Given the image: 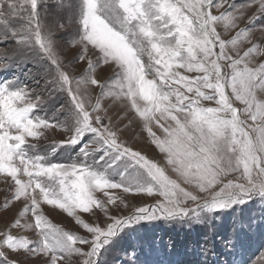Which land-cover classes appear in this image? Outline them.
<instances>
[{
    "label": "snow or ice",
    "instance_id": "snow-or-ice-1",
    "mask_svg": "<svg viewBox=\"0 0 264 264\" xmlns=\"http://www.w3.org/2000/svg\"><path fill=\"white\" fill-rule=\"evenodd\" d=\"M225 3L79 0L78 61L83 62L91 49L97 53L99 65L116 69L119 91L114 98L131 102L152 143L165 154L167 165L183 183L201 193L221 185L201 203L199 196L180 187L156 162L120 141L102 105L108 84L94 74L98 63L88 59L87 74L80 78L64 70L53 33L46 31L41 21L42 0H0V39L11 36L20 50L37 61H47L51 71L46 77L49 96L64 93L69 101L65 118L57 120L61 108L51 117L39 115L35 111L43 110L39 95L32 96V90L14 80L0 84V174L11 191L3 207L10 210L16 201L23 205L20 218L0 231V259L4 264H17L8 261V252L48 257L44 264H72L73 257L79 258L77 264H97L101 250L132 224L195 219L203 212L243 204L254 196L264 198V63L249 66L253 56L264 59V45L253 43L236 58L226 53L229 45L235 46L250 30L241 29L230 41L221 38L216 26L226 22L225 30L238 27L241 18L227 10L218 16L212 14L214 7L222 8ZM228 7L236 9L234 4ZM259 10L264 12V0H259ZM217 48L219 51L214 50ZM178 69L197 75L189 77ZM97 85L101 91L93 104L88 90ZM205 101L215 106H204ZM236 102L242 107L234 106ZM153 121L162 129L163 139L152 132ZM49 129L70 136L40 150L32 141H39ZM88 133L92 138L79 151L82 163L52 162L56 151L81 144ZM95 152L102 154L89 166L86 161ZM117 169L120 180L111 182L109 173ZM237 172L240 175L235 180L244 183L233 179L224 182L223 178ZM106 189L148 195L155 191L163 200L117 218L108 208L115 205L119 210L117 198L109 196ZM98 191L104 192L106 201L96 198ZM42 201L69 216L78 210L89 212L94 206L105 213V226H92L76 216L91 239L63 231L45 219L40 211ZM29 214L34 224H21ZM20 227L38 230V239L14 235L12 229ZM79 245H87L89 250ZM255 264H264V255Z\"/></svg>",
    "mask_w": 264,
    "mask_h": 264
},
{
    "label": "rangeland",
    "instance_id": "rangeland-1",
    "mask_svg": "<svg viewBox=\"0 0 264 264\" xmlns=\"http://www.w3.org/2000/svg\"><path fill=\"white\" fill-rule=\"evenodd\" d=\"M229 4L236 5V9L229 8ZM225 10L241 18L238 20V27L225 30L226 22L216 26L223 40L230 41L241 29L250 30L235 46L229 45L226 49L227 54L236 58L237 54L242 56L244 51L252 47L253 43L264 45V12L259 10V0H226L224 7L219 9L214 7L212 14L218 16ZM40 15L45 30L53 33L52 38L56 41L63 68L71 77L80 78L87 74L88 59L98 63L94 74L101 83L108 84L104 90L106 94L102 99V105L108 110L107 116L117 130L120 141L156 162L180 187L199 196L201 203L210 199L221 185H217L210 192L201 193L195 186L183 183L182 178L173 171L171 166L167 165L165 154L161 153L152 143L142 121L131 109V102L123 98H114L115 92L119 91L115 83L116 69L108 65H99L98 55L91 49L83 62L78 61L79 0H42ZM9 19L13 20L11 17ZM13 22L16 21L13 20ZM0 35H2V27H0ZM214 50L219 51L218 48ZM144 60L146 63L147 57ZM258 63H264V59L260 56H253L249 60L250 67H256ZM177 71L189 77L197 75L185 72L184 69ZM50 75L51 71L47 61H37L20 50L11 36L7 40L0 39V84L14 80L26 86L27 89L32 90V96L41 97L40 103L43 110H35L39 115L51 117L57 108H61L56 119L63 120L66 114L65 109L69 106L68 97L64 93H53L51 97L49 96L46 90V77ZM100 91L98 85L89 87L88 95L91 103L96 102ZM227 92L230 93V89ZM138 103L143 104L142 101ZM202 103L204 106H215L206 101ZM234 106L242 107L238 102ZM105 123H108L107 119ZM161 123L164 122L161 121ZM151 129L157 137L163 139L164 133L154 121ZM69 136L70 133L49 129L39 141H32V143L36 144L38 149L44 150L60 144L61 141H66ZM91 138V134L88 133L81 140V144L60 148L51 156L52 162L82 163L83 158L79 155L80 147ZM101 154L95 152V156L88 159L86 163L93 166ZM119 173V169L111 171L109 180L118 182ZM239 175V172L232 173L223 178L224 182L233 179L234 182L244 183L243 180H235ZM23 179L26 180L27 177ZM10 181L11 178H8V182ZM105 191L109 196L117 198L116 204L119 205V210L115 205H108L110 214L117 218L131 215L137 207H152L163 200V197L155 191L152 195L146 192L125 193L122 189H106ZM10 196L8 183L0 174V231L7 230L15 219L20 218L19 211L23 207L21 202H14V206H9L10 210H5L3 207L6 198ZM95 196L101 201L107 200L104 192L98 191ZM187 206L195 207L193 204ZM40 211L50 224L63 231L86 236L89 239L91 235L76 222L75 217L78 216L85 223L100 227L105 226L107 220L105 213L94 206L89 212L78 210L74 216H69L55 205L42 201ZM25 223L34 224V218L29 214L21 219V224ZM37 231L35 229L26 230L23 227L12 229L14 235L32 240L38 239ZM79 246L85 251L89 250L87 245ZM262 255H264V198L254 196L243 204H234L229 208L213 212H203L195 219H153L132 224L124 228L101 250L97 264H255ZM47 259L48 257H31L26 254L8 252V261L15 260L17 264H44V260ZM78 259L73 257L72 264H77ZM0 264H4L2 259H0Z\"/></svg>",
    "mask_w": 264,
    "mask_h": 264
}]
</instances>
